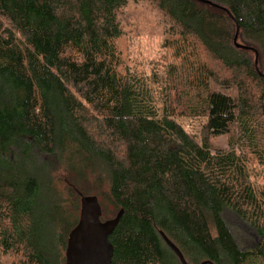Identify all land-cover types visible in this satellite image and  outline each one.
<instances>
[{
    "label": "trees",
    "instance_id": "1",
    "mask_svg": "<svg viewBox=\"0 0 264 264\" xmlns=\"http://www.w3.org/2000/svg\"><path fill=\"white\" fill-rule=\"evenodd\" d=\"M209 1L0 0V264H66L81 194L98 196L103 220L105 201L124 210L112 264H183L163 234L188 264H264L248 171L264 165V72L234 42L239 25L264 59V0ZM141 27L183 48L161 109L129 65ZM182 116L206 118L201 141ZM231 212L256 229L253 248Z\"/></svg>",
    "mask_w": 264,
    "mask_h": 264
},
{
    "label": "rangeland",
    "instance_id": "2",
    "mask_svg": "<svg viewBox=\"0 0 264 264\" xmlns=\"http://www.w3.org/2000/svg\"><path fill=\"white\" fill-rule=\"evenodd\" d=\"M146 31L147 32H144V28L141 27L132 37H128V39L125 40L129 45V49L127 50L129 52V65L148 78L154 102L156 106L161 109L164 102H166V90L163 87V82L167 80L166 68L169 64H173L174 62L184 68L180 59V53L183 48H173L169 46L170 39H167L164 35L157 33L154 35L151 33L152 30ZM238 42L243 44L244 41L238 38ZM247 54L254 62L256 61V53L254 50L249 49ZM258 54V69L264 72V59L262 60L260 51H258ZM214 66L219 72L222 71L220 74L222 80L228 77L229 72H227V70L222 69L217 64H214ZM164 68L166 71H164ZM168 87L169 85H167V88ZM178 121L188 133L201 141L203 138L202 136H204L203 128L206 123L205 117L182 116L178 118ZM212 142L216 146H227V137L214 138ZM248 171L251 184L257 189L258 193L264 196V165L260 163H251ZM55 180L62 190L65 180L61 182L59 180V174H56ZM69 196L72 197L70 202L72 203L76 196L72 194ZM260 198L262 197L260 196ZM105 204L110 210L109 218H113L116 215L114 207L107 201H105ZM229 215L228 220L230 226L242 248L249 250L260 242V238L254 227L248 225L232 212Z\"/></svg>",
    "mask_w": 264,
    "mask_h": 264
},
{
    "label": "water",
    "instance_id": "3",
    "mask_svg": "<svg viewBox=\"0 0 264 264\" xmlns=\"http://www.w3.org/2000/svg\"><path fill=\"white\" fill-rule=\"evenodd\" d=\"M201 2L212 4L209 0H200ZM222 7V6H220ZM229 14L230 11L225 8ZM240 27L237 25V31L234 38L235 45L239 48H249L255 51V65L258 68V51L255 48L246 47L238 42ZM263 75V73H260ZM81 205L79 221L71 230L68 236L66 249V264H112L114 247L110 241V235L120 222L124 210L113 218L103 220V210L100 200L96 195L84 196L81 194ZM167 244L177 253L183 264H188L182 252L164 235ZM202 264H212L205 261Z\"/></svg>",
    "mask_w": 264,
    "mask_h": 264
}]
</instances>
